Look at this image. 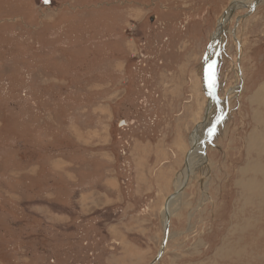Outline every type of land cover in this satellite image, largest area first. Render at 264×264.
Returning <instances> with one entry per match:
<instances>
[{
  "label": "rangeland",
  "instance_id": "1",
  "mask_svg": "<svg viewBox=\"0 0 264 264\" xmlns=\"http://www.w3.org/2000/svg\"><path fill=\"white\" fill-rule=\"evenodd\" d=\"M232 1L0 0V264H264V0L203 83Z\"/></svg>",
  "mask_w": 264,
  "mask_h": 264
},
{
  "label": "water",
  "instance_id": "2",
  "mask_svg": "<svg viewBox=\"0 0 264 264\" xmlns=\"http://www.w3.org/2000/svg\"><path fill=\"white\" fill-rule=\"evenodd\" d=\"M261 0H256L253 2V4L251 5H248V4H244V6L246 7H249L250 9H253ZM240 3L238 0H235V1H232L229 5V7L227 8V10L224 11V13L222 14V17H221V20L220 22L218 23V26H217V31H216V34L213 36L212 38V42L209 44V47H208V50L205 54V57H204V62H203V83H204V89L209 97V107L211 109L212 105L216 102L219 101V96H218V90H217V87L216 85L214 84L213 82V78L210 79V74H209V58H210V46H213L215 45L216 43L215 42H219L220 39L222 38L223 36V33L225 32L224 31V27H223V24L227 21V18L228 16L230 15L229 12H231L233 14V12L235 11L236 9V6L237 4ZM232 16V15H231ZM198 130V129H197ZM189 178L190 176L187 177V180L186 182L184 183V185L182 187H180L178 190H176L173 194H170L166 200V203H165V208H164V215H166L169 219L170 217V211H169V204H170V201L172 199H174L180 192H182V190L184 189L185 185L187 184V182L189 181ZM169 237H170V224H169V221H166L165 222V225H164V238H163V241H162V245L160 247V250H159V253L157 254L156 258L154 259V263L158 262L160 260V258L163 256L164 252H165V249H166V246H167V243H168V240H169Z\"/></svg>",
  "mask_w": 264,
  "mask_h": 264
},
{
  "label": "bare ground",
  "instance_id": "3",
  "mask_svg": "<svg viewBox=\"0 0 264 264\" xmlns=\"http://www.w3.org/2000/svg\"><path fill=\"white\" fill-rule=\"evenodd\" d=\"M252 4V3H251ZM251 4H249V5H251ZM236 7H238V6H236ZM244 7H246V6H244ZM250 9V8H249ZM229 16H228V18H227V21L223 24V27H224V31H225V28H226V24L228 23V21L230 20V18H231V15H232V13L231 12H229ZM222 17V16H221ZM220 20H221V18H220ZM224 39H223V36H222V41H223ZM216 43V42H215ZM215 45H217V43L215 44ZM210 62H211V60L209 61V67H210ZM239 87V86H238ZM236 88V90H238L239 88ZM220 99V98H219ZM220 104H221V107H222V110H223V115L225 114V111H226V106H225V108L223 107V105L225 104V102H221L220 101ZM222 115V116H223ZM209 124V123H208ZM211 125V124H210ZM262 125V124H261ZM204 127H206L207 125L205 124V125H203ZM212 128V127H211ZM203 131H205V129L203 130ZM202 132V131H201ZM200 132V136L199 135H197L196 137L194 136L193 138H191V146L193 147V150L195 149V151L193 152V154H192V156H191V158L189 159V161H188V157H189V155L186 157V162L188 161V163L186 164V166H185V168H184V170L182 171V173L179 175V177H177L178 178V180H177V182L175 183V185H176V189H175V191L176 190H178L180 187H182V180L180 179V177L182 178V179H184L185 178V175H190V172H189V170H191L192 168H193V165H197V164H203L204 163V161H206L207 159L205 158L206 156H205V153H203V151H204V148H205V140H204V132H202L201 133ZM262 137V136H261ZM254 141H256V138H253L252 139V143L250 144V145H252L253 144V142ZM199 142H201V143H199ZM257 143V142H256ZM262 144V143H261ZM187 176V177H188ZM187 179V178H186ZM180 184V185H179ZM253 186H254V191H257L258 189L260 190V192L262 191V189L264 188V184L263 183H255V184H253ZM256 189V190H255ZM259 192V191H258ZM181 193V192H180ZM180 193L175 197L176 199L177 198H179V195H180ZM260 194V193H259ZM256 195V196H250V198H247L246 199V201H254V200H260V202L264 205V189H263V193H262V195ZM176 202H178V201H176ZM172 204V203H171ZM169 204V211H170V217H171V215L173 214V210H174V205H176L175 203H174V205L172 204ZM178 205V204H177ZM263 209H264V207H263ZM164 215V214H163ZM164 218H163V224L165 225V222L166 221H170V217H169V219H168V217L166 216V215H164L163 216ZM164 233V232H163ZM162 245V244H161ZM160 245V246H161Z\"/></svg>",
  "mask_w": 264,
  "mask_h": 264
},
{
  "label": "snow or ice",
  "instance_id": "4",
  "mask_svg": "<svg viewBox=\"0 0 264 264\" xmlns=\"http://www.w3.org/2000/svg\"><path fill=\"white\" fill-rule=\"evenodd\" d=\"M46 2H48V0H46ZM209 74H210V79L214 78V71L211 66L209 67Z\"/></svg>",
  "mask_w": 264,
  "mask_h": 264
},
{
  "label": "crops",
  "instance_id": "5",
  "mask_svg": "<svg viewBox=\"0 0 264 264\" xmlns=\"http://www.w3.org/2000/svg\"><path fill=\"white\" fill-rule=\"evenodd\" d=\"M132 264V263H131Z\"/></svg>",
  "mask_w": 264,
  "mask_h": 264
}]
</instances>
